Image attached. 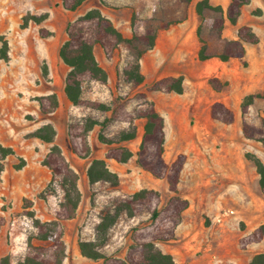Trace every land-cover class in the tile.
<instances>
[{
  "label": "rangeland",
  "instance_id": "374dc122",
  "mask_svg": "<svg viewBox=\"0 0 264 264\" xmlns=\"http://www.w3.org/2000/svg\"><path fill=\"white\" fill-rule=\"evenodd\" d=\"M181 1L161 0V11L159 13L157 10L149 11L147 17L135 18L133 28L158 31L169 24L178 23L183 15H189L190 11L189 6ZM263 2L257 0L259 6L264 7ZM34 4L36 7L43 5L39 1H34ZM31 8L35 9V7ZM261 8L257 7L244 14L245 20L253 24V30L259 34L260 38L258 44L246 46L248 61L235 59L218 67V74L222 75L226 82L220 93L215 94L210 91L209 93L204 85L200 88L206 98L200 106L201 117L207 114L208 106L212 101L221 99L234 111L235 122L227 125L216 122H208V126L199 124L197 131L203 134L200 138L194 139V145L186 139H177L172 132L176 124L168 123L166 160L174 157L180 149L195 150L196 147L201 149L202 154L207 158V164L200 166L201 170L199 165H194L186 172L182 182L183 189L186 191L193 184L192 179L196 181L197 191L200 186H206L207 182L216 187L219 180L217 163L225 153L235 157L242 152V148H245L248 151L245 154L246 160L252 162L247 158V154H252L264 162V144L261 142L264 135L260 134L264 130L262 127L264 97L257 99L248 108L247 113L243 114L241 110L247 95L259 93L264 96V77L253 68L264 58L262 57L264 56V12ZM23 10L24 8L18 6L17 0H0V38L3 37L8 45L10 43L8 60L0 58V145L11 147L15 151V155L9 156L4 161V173L0 181V216L5 219L4 212H7L9 208L12 209L10 217L6 215L11 220L5 228L8 233V244L14 252L13 261L18 260L25 252L28 237L36 234L31 220L23 213L22 198L33 199L37 203L36 207L34 206L36 217L42 222H50L54 219V211L62 199L63 192L59 185V178L53 179L49 169L42 164L51 144L32 136L38 128L50 124L56 127L54 144L60 147L65 159L79 175L78 187L82 194L76 218L63 223V241L67 247V258L64 264H102L101 260L93 261L81 256L78 250L79 241L96 240V227L101 217L107 212L113 213L117 203L126 200L140 189L158 191L162 204L166 203L170 192L166 181L155 179L138 166L136 156L127 165H117L114 161L106 159L107 146L98 140V126L88 137V143L92 149L91 156L87 159H79L73 154L68 137L69 123L80 122L87 117L103 121L106 115L89 107L74 106L67 101L49 115L40 112L37 98L52 93L53 88L59 87L62 68L57 62L58 52L53 50L52 44L56 40L59 42L63 40V31L56 14L50 19L54 27L50 25L49 28L54 30L53 33H49L46 29L45 22L37 25L30 21L26 28H22V18L29 14L24 13ZM194 14L195 24L192 35L199 45L201 40L206 43L209 53L218 52L225 41L235 38L236 27L230 24L225 26L223 37L217 35L213 29V22L218 14L205 11L201 17L195 10ZM3 27L10 40L2 34ZM199 28L200 34H198ZM41 29L48 33L46 37H41ZM189 45L190 43L187 44V49ZM119 57L121 65L118 66V73L126 60L122 49H119ZM51 69L55 71V74L50 78ZM45 70L48 73L46 77L43 76ZM213 76L216 75H210V77ZM87 89L89 90H85L84 94L87 100L109 104L116 97L122 98L127 110L134 116L144 109L145 99H142L141 93L144 95L145 93L137 89L134 84L119 83L108 88L91 85ZM146 100L149 101L147 97ZM134 124L137 128V137L124 145L138 150L144 120L137 119ZM191 125L197 126V123L193 121ZM127 127L129 125L126 123L113 121L107 128L106 135L109 138H116L120 130ZM245 130L248 133L252 132L254 139L246 138ZM93 158L106 160L109 169L120 178L118 186H112L107 182L89 183L87 169ZM21 159L25 160V166L17 169L16 166L21 164ZM51 182L52 185L47 188ZM40 193H44L45 199L40 198ZM192 195H195L196 199L185 213L184 222L178 229L175 239L171 242L159 243L158 247L171 254L177 264H208L209 261L211 264H233L234 260L240 256L238 247L233 246L228 238L231 234L233 235L236 228L241 230L245 228L244 223L235 217L238 204H231L230 210L233 212H230L228 209H223L217 201L209 205L201 200L198 193ZM257 205L260 216L255 221L263 223L264 195L261 191L257 198ZM208 206L212 207L213 213L206 210ZM148 220L149 214L146 211L133 218L122 213L109 229L106 243L99 245L98 250L106 256L124 258L132 243L130 239L132 229ZM217 236L222 240L220 245L213 240ZM261 248H264V244L261 247H250L248 251L242 253V258Z\"/></svg>",
  "mask_w": 264,
  "mask_h": 264
},
{
  "label": "trees",
  "instance_id": "16d2710c",
  "mask_svg": "<svg viewBox=\"0 0 264 264\" xmlns=\"http://www.w3.org/2000/svg\"><path fill=\"white\" fill-rule=\"evenodd\" d=\"M86 0H62V7L68 11H75ZM190 3L192 0H182ZM251 0H229V4L224 10L221 6H214L209 0H201L195 6V11L199 16H203L205 11L218 14L214 19L213 29L218 36H222L225 22L237 25L241 15L242 7ZM47 14L40 16L27 14L22 18V28H26L30 21L40 24L47 19ZM67 40L59 49V57L71 70L65 79V94L74 106H85L103 112L106 116L103 121L87 117L80 122L69 123L68 137L71 150L79 159H87L92 154L88 137L96 126L99 127L98 140L107 146L105 158L113 160L119 164L128 163L134 153L124 143L134 140L137 137L135 120H144L143 134L139 148L136 152V162L144 171L157 179H163L168 184L170 197L165 204H162L158 191L143 188L133 193L129 198L116 204L114 212H107L101 217L96 227L95 241H79L78 249L80 254L90 260H101L102 264H177L174 257L162 251L159 243L171 242L176 237V231L183 219V213L189 208V201L179 193V183L185 167L187 157L185 154H178L176 158L167 163L164 158L165 153V121L156 111L153 103L146 100L141 93L144 109L136 116L129 112L122 98L116 97L111 103L106 104L98 101H91L84 98L87 87L100 86L109 87L108 74L99 65L94 49L99 45L107 58L113 57L115 52L122 49L125 54V64L119 72V83L134 84L136 87L143 84L144 77L141 73L140 59L144 53L155 46L157 31L153 29L137 30L133 28L131 38H124L115 28L112 22L105 18L99 10H92L85 15L69 21L65 28ZM41 37L48 35L44 30H40ZM200 34V28L199 32ZM0 58L8 60V42L0 38ZM259 43V37L249 26H240L237 29V39L224 42L219 53L208 52L206 43L201 40L199 59L206 60L212 56L218 57L221 61L231 59L242 60L245 57V45H255ZM47 70L43 76H47ZM182 76L168 77L161 79L148 87L149 91L183 93ZM117 83V85H119ZM209 84L219 92L225 86L218 78H210ZM260 94L248 95L241 105L242 113L245 114L255 99L262 98ZM40 112L49 115L57 110L59 101L56 93L40 96L37 98ZM212 116L224 124H231L235 120L234 112L221 102H215L211 106ZM113 121L126 123L129 127L120 130L116 138H109L106 130ZM264 129V122H262ZM249 139H254L252 132L244 131ZM264 135V130L260 132ZM33 137L44 143L51 144L42 164L46 166L52 178H59L60 188L63 192L62 199L54 211V219L50 222H42L36 217L33 209V201L23 199V213L31 220L36 234L28 237L26 250L22 256L13 261V256L8 255L0 259V264H64L66 259V244L63 241V223L75 219L81 203L82 194L78 187L79 175L72 169L58 145L54 144L56 130L50 124L43 125L33 134ZM264 144V138L261 140ZM15 155L11 147L0 145V181L4 172V161ZM259 174V186L264 195V163L252 154H247ZM21 164L17 169L25 166V160L21 159ZM87 178L90 184L107 182L112 186H118L119 176L112 172L106 160L93 158L87 169ZM52 185V182L47 188ZM40 198H44V193H40ZM148 212L149 220L141 223L132 229L130 239L131 245L126 251L124 258L117 256H106L98 250V246L105 244L109 229L117 221L118 217L125 213L128 217H136L142 212ZM5 224V219L0 216V227ZM264 238V224L257 227L250 235L240 240L242 249L250 244L260 243ZM249 264H264V253H258L251 259Z\"/></svg>",
  "mask_w": 264,
  "mask_h": 264
},
{
  "label": "crops",
  "instance_id": "0c3cea01",
  "mask_svg": "<svg viewBox=\"0 0 264 264\" xmlns=\"http://www.w3.org/2000/svg\"><path fill=\"white\" fill-rule=\"evenodd\" d=\"M34 1L41 2L43 4L42 7H36ZM199 1L201 0H192L190 3H185L181 1L184 5L189 6V10H190L189 15L185 14L178 23H174V24L172 23L165 28L159 29L157 31L155 46L151 50L144 53L140 59L141 73L144 77V82L143 84L137 86V89H140L145 93L147 99L151 103H153L156 111L164 118L165 134H166L164 158L166 154V143H167L168 131H169L168 123L176 124L172 132H174V136L177 139H186L188 140V142L194 145L195 144L194 139L200 138V135L203 134V132L197 131L199 124L200 125L206 124V126H208L207 125L208 122L210 123L216 122V123L224 124L212 116L211 106L215 102H221L224 105H226L229 109H231L230 105L225 104L221 99H216L209 104L208 106L209 109L207 111V114L204 117H201L200 115V106L206 100V98H204L202 92L200 91L201 86L204 85V87L208 92L210 91L215 94L220 93L223 89L219 92L215 91L209 84V79L218 78L221 82L225 83L226 85L223 76L218 74L217 71L218 67L221 66V64L223 63H227L235 59H231L226 62L221 61L216 56H212L206 60L199 59V50L201 44L199 45L198 41L192 35V31L194 29V24H195L194 10L196 4ZM209 1L214 6H221L224 10H226L229 4V0H209ZM17 4L20 8H24L23 10L24 13H29L32 15L47 14L48 15L47 19H45L42 22H45L44 25L45 27H47L46 29H48L49 33H53L54 31L52 29L54 25L51 24L50 19L52 18V15L54 14L58 15L59 25L61 23V30L63 31V40L61 42H59V40H56L52 44L53 50H55V52H59L60 47L67 40V35L65 33V28L67 23L69 21H73L78 17L85 15L89 11L99 10L105 18L109 19L112 22V24L123 35L124 38H131L133 35L132 25L134 19L137 17L141 19L147 17L149 11L155 12L157 10L159 13L162 7L161 0H86L75 11H68L64 9L62 7V0H17ZM31 7H35V9H32ZM257 7L260 8L262 7L261 9L264 12V7L259 6L257 0H251L249 4L244 5L242 7L241 15L238 19L237 25L235 26L232 25L236 27V36L235 38L230 40L237 39V29L240 26H249L253 29V24L245 20L244 14L249 10L256 9ZM227 24L230 23L226 21L225 26ZM50 25L52 26V28H49ZM4 29L5 27H3L2 34L5 35V37L8 40H10V37H8V34ZM188 30L190 35L188 34ZM254 32L259 37V34L256 31ZM219 37H223V33L222 36ZM259 42H260V38H259ZM188 43H190V45L189 48L187 49ZM247 45L250 44H246L245 49ZM221 50H219L216 53H219ZM216 53H212V54H216ZM94 54L99 65L108 74V85L110 87H114L115 85H117L118 75H119L118 66L121 65L119 50L115 52L113 57L107 58L102 48L99 45H97L94 49ZM58 59L59 60H57V62L61 64L62 75L59 79V87L53 88L52 93H56L60 106L63 102L66 101L68 103H71L65 94V79L71 68L63 63V61L59 57V53H58ZM244 59L245 61H248L247 51L245 57L241 61H244ZM253 68L255 69V71L260 72L264 77V58H262L260 62L255 64ZM54 74L55 71L51 69L49 77L51 78L52 75ZM210 75H216V76L210 77ZM179 76H182L184 78L182 94H177L175 92L149 91L148 89L149 86H151L153 83L161 79L168 77H179ZM53 85H54V81H53ZM49 94H45V95H49ZM256 100L257 99H255L254 102ZM235 119H236V115H235ZM193 121L197 123V126L191 125V122ZM177 124H181V125H177ZM54 129L56 130V127ZM194 149L195 150L188 149L186 151L180 149L175 153V156L172 157L171 159L166 160L165 158V161L167 163H171L178 154H185L187 157V161L183 169L181 180L179 183V193L183 198L189 201V208L183 213V219L181 224L177 228L176 235L178 229L184 222L185 213L192 207V202H194L196 199V196L192 194L198 193L200 195L201 200L209 205L217 201L222 205L223 209L230 210L231 204H238L237 215L235 217H237L239 221H242L244 223L245 228L243 230L236 228L233 232V235L231 234L228 239L233 243V246L238 247V251H239L240 257L236 258L233 264H249L253 256H255L258 253H264V248H261L255 251L254 253H252L251 255L242 258V253L248 251L250 247L253 246L261 247L264 244V238L260 243L248 245L246 249H242L240 245V240L242 238L250 235L257 227L264 224V222L257 223L255 221L256 218L260 216L258 212L259 208L257 205V198L259 196V192L261 191L259 186V174L257 172V169L252 162L245 159V154L248 152L247 149L242 148L241 150L242 152L235 157L232 154L225 153L220 159V162L217 163L218 164L217 170L219 171V180L216 187L210 182L206 181L207 182L206 186L204 185L202 187L200 186V188L197 191L198 186L196 184V181L192 179L193 184L190 186V189L186 191L183 189L182 182H183V177L185 176L189 168L193 167L194 165L196 166L199 165V169H200V166L203 165L205 166L207 164V158H205V156L202 154L201 149H198L197 147ZM131 151L134 153V156H136L135 154L137 150L131 149ZM116 164L127 165L128 163L126 164L116 163ZM157 180H163V179H157ZM23 199L24 198H22V203H23ZM32 201H33V207L34 206L36 207L37 203L33 199ZM35 207L33 208L34 211H36ZM206 210L213 213V209L211 206H208ZM10 212H12V209L10 208L8 209L7 212L6 211L4 212L6 224L0 227V259L8 255L13 256L14 253L13 248L8 244V239H7L8 233H7V229L5 228L8 227V224L10 223L11 220L9 218ZM230 212H233V210H230ZM6 215H9V217ZM223 224H225V222ZM224 232L226 233L225 230ZM218 235L220 236L221 234L219 233ZM219 236H217L216 238L214 237L213 240L218 242V244L220 245L222 243V240L219 238ZM66 253H67V247H66ZM208 264H211L210 261L208 262Z\"/></svg>",
  "mask_w": 264,
  "mask_h": 264
}]
</instances>
